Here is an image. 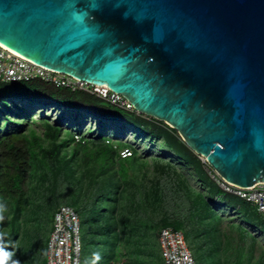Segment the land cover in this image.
<instances>
[{"label": "water", "instance_id": "95a60500", "mask_svg": "<svg viewBox=\"0 0 264 264\" xmlns=\"http://www.w3.org/2000/svg\"><path fill=\"white\" fill-rule=\"evenodd\" d=\"M0 44L122 95L225 181H264V0H0Z\"/></svg>", "mask_w": 264, "mask_h": 264}, {"label": "rangeland", "instance_id": "374dc122", "mask_svg": "<svg viewBox=\"0 0 264 264\" xmlns=\"http://www.w3.org/2000/svg\"><path fill=\"white\" fill-rule=\"evenodd\" d=\"M19 84L6 88L16 90ZM14 92L21 97L8 98L6 110L10 116L24 110L32 116L29 141L50 151L54 142L73 137L59 149L58 159L74 149L76 154L69 166H36L18 218L12 206L0 212L6 218L0 220V243L12 253L6 264H45L51 216L61 204L81 208L82 264H162L157 234L166 226L184 232L196 264H264V216L253 203L224 190L203 157L167 123L144 114L134 118L104 100L58 94L47 98L50 91L32 86ZM101 137L128 147L132 158L123 167L115 162L99 168L96 144ZM79 140L89 149L83 150ZM90 151L93 158L86 156ZM102 187L111 190L113 199H99ZM107 226L115 232L104 234Z\"/></svg>", "mask_w": 264, "mask_h": 264}, {"label": "trees", "instance_id": "16d2710c", "mask_svg": "<svg viewBox=\"0 0 264 264\" xmlns=\"http://www.w3.org/2000/svg\"><path fill=\"white\" fill-rule=\"evenodd\" d=\"M20 83L16 90H8L6 88L9 84ZM28 86H32L36 89L47 90L50 91V96L47 98H52L55 94L58 95H66L67 97H79V98H93L95 101H102V99L98 98L96 95L90 94L89 92L81 89L71 90L68 88H60L55 87L51 84L44 83L39 80H33L29 82H13V83H4L0 82V207L8 210L9 207H14L16 210L13 214L16 218L20 216L22 211L25 208V196L27 195V183L28 179L33 171H35L36 166L42 169L50 170L54 167H59L60 164L69 166L71 161H73L74 156L76 154V150L74 149L67 156H63L60 161L58 159V151L61 147H65L69 142L73 141V137H66L60 140L59 142H54L59 135V130L55 131V135L52 136V140L54 143L53 148L50 151L44 150L43 146L39 143H32L29 141V137L26 134L30 126V119L32 118L26 110L24 112L16 111L10 116L7 113V108L9 107L10 102L8 98L17 99L20 98L17 93L14 91H19ZM11 92V93H10ZM39 94V93H38ZM42 94V93H41ZM103 102V101H102ZM105 102V101H104ZM108 105H111L107 102ZM13 106H19V104L15 103ZM113 106V105H111ZM118 109L120 112H125L134 118H137L141 114H138L134 109L126 110L123 108H119L117 106H113ZM31 131H29L30 133ZM175 133L176 130H174ZM150 134H153L154 131H150ZM29 135L31 137L34 135V132H31ZM99 139V138H98ZM101 143L96 144L97 149V158L99 168L107 167L110 164L118 162L121 167H123L124 162H127L131 159L134 154L133 151H129V155L121 156L120 151L122 149H128V147H123L120 144L118 146H114L113 143L110 142L109 139L105 137H101ZM79 143L83 144V150L89 149V147L85 146V140L79 141ZM35 146L38 147V151L35 150ZM79 145V144H78ZM81 146V145H79ZM93 151V150H92ZM92 151L87 152L86 156L89 158H93ZM64 161V162H63ZM222 189H218L217 193H223ZM112 192L109 189L101 188V193L99 194V199H103L106 202L110 201L112 198ZM243 202H247L245 199L240 198ZM96 202V201H95ZM72 207V206H71ZM77 213L81 212L79 208H74ZM5 210V211H6ZM94 210V209H93ZM55 211V210H54ZM104 211H106L104 209ZM109 211H114V208H110ZM256 211L261 214L257 208ZM107 212V211H106ZM54 213V212H53ZM52 213V216H53ZM262 215V214H261ZM51 216V217H52ZM6 219V218H5ZM5 219L3 220L5 222ZM52 219V218H51ZM81 221V220H80ZM81 228L82 223H81ZM104 234L108 232L114 233L115 228L104 227L102 228ZM13 234V233H12ZM14 237V234H13ZM85 236L82 234V257L83 251L85 249L84 245ZM8 245L13 244V240H7ZM46 244V242H45ZM8 247H5L4 250H8ZM45 253V246H44Z\"/></svg>", "mask_w": 264, "mask_h": 264}, {"label": "built area", "instance_id": "2783aa9c", "mask_svg": "<svg viewBox=\"0 0 264 264\" xmlns=\"http://www.w3.org/2000/svg\"><path fill=\"white\" fill-rule=\"evenodd\" d=\"M33 80L60 88L85 90L113 106L126 110L133 109L122 95L111 92L106 87L78 81L68 75L38 66L0 44V82L13 83ZM126 152L129 151L125 149L123 154ZM215 174L224 190L235 192L242 199L253 203L264 216V183L257 182L250 187L242 188L231 185L217 173ZM157 239L162 264H196L181 229L163 227L159 230ZM82 250L79 215L73 207L61 204L53 213L45 244V264H82Z\"/></svg>", "mask_w": 264, "mask_h": 264}, {"label": "clouds", "instance_id": "9594fccd", "mask_svg": "<svg viewBox=\"0 0 264 264\" xmlns=\"http://www.w3.org/2000/svg\"><path fill=\"white\" fill-rule=\"evenodd\" d=\"M78 139H80L79 137H78ZM80 141V140H79ZM126 149V148H125ZM125 149H122L121 151H120V154H121V156H126V155H124L123 154V152H124V150ZM128 150V149H127ZM129 151V150H128ZM130 154V153H129ZM129 154H127V155H129ZM69 206V205H68ZM6 209H4L3 207H0V212H3V211H5ZM53 217V216H52ZM3 219V217L2 216H0V220H2ZM51 221H52V219H51ZM3 233H0V235H2ZM11 255H12V253H9V252H6L5 250H4V248H3V244L2 243H0V264H6V261L11 257ZM95 255V258L98 260L99 259V254L97 253V254H94ZM12 264H19V261H13L12 262Z\"/></svg>", "mask_w": 264, "mask_h": 264}, {"label": "bare ground", "instance_id": "6f19581e", "mask_svg": "<svg viewBox=\"0 0 264 264\" xmlns=\"http://www.w3.org/2000/svg\"><path fill=\"white\" fill-rule=\"evenodd\" d=\"M231 185H234V186H237L236 184H234V183H231V182H229ZM260 184H262V183H264V181H261V182H259Z\"/></svg>", "mask_w": 264, "mask_h": 264}]
</instances>
